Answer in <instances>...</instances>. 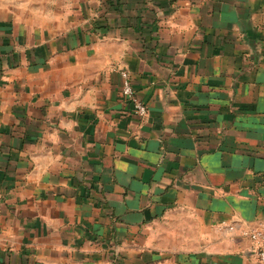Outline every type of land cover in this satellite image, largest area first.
I'll list each match as a JSON object with an SVG mask.
<instances>
[{"label":"crops","instance_id":"0c3cea01","mask_svg":"<svg viewBox=\"0 0 264 264\" xmlns=\"http://www.w3.org/2000/svg\"><path fill=\"white\" fill-rule=\"evenodd\" d=\"M263 222L264 0H0V264H259Z\"/></svg>","mask_w":264,"mask_h":264},{"label":"built area","instance_id":"2783aa9c","mask_svg":"<svg viewBox=\"0 0 264 264\" xmlns=\"http://www.w3.org/2000/svg\"><path fill=\"white\" fill-rule=\"evenodd\" d=\"M120 72L123 76V97L133 103L135 112L140 115H145L148 110L147 105L141 100L135 91L129 71L126 68H121ZM229 227L233 229L234 225L230 224ZM242 234L250 239L253 247L256 249L259 264H264V222L259 226L242 228Z\"/></svg>","mask_w":264,"mask_h":264}]
</instances>
